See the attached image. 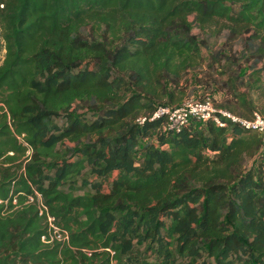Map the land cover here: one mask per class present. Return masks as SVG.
Returning a JSON list of instances; mask_svg holds the SVG:
<instances>
[{"label":"trees","instance_id":"trees-1","mask_svg":"<svg viewBox=\"0 0 264 264\" xmlns=\"http://www.w3.org/2000/svg\"><path fill=\"white\" fill-rule=\"evenodd\" d=\"M205 69L264 116V0H0V264H264L261 136L153 117Z\"/></svg>","mask_w":264,"mask_h":264},{"label":"built area","instance_id":"built-area-1","mask_svg":"<svg viewBox=\"0 0 264 264\" xmlns=\"http://www.w3.org/2000/svg\"><path fill=\"white\" fill-rule=\"evenodd\" d=\"M165 114L167 124L171 129H180L188 124L191 119L208 120L213 119L218 125H225L226 120L239 123L246 130L258 133L262 139V152L264 154V116L254 113L252 117H242L226 109L218 107L214 101L207 97L205 99H190L177 107H160L153 117ZM50 223V236L63 237L59 228L53 223V218L48 217ZM43 239L47 237L44 235Z\"/></svg>","mask_w":264,"mask_h":264},{"label":"rangeland","instance_id":"rangeland-1","mask_svg":"<svg viewBox=\"0 0 264 264\" xmlns=\"http://www.w3.org/2000/svg\"><path fill=\"white\" fill-rule=\"evenodd\" d=\"M232 44L233 47L231 49L230 46ZM219 47L227 49V53H233L234 50L239 48L238 40L235 39L234 41H229L225 36H222L216 43H214L213 50L219 49ZM198 77H201V80H194L187 87L185 95L187 100H197L209 97L218 105L229 102L231 94L229 93L228 96H226V91L217 86V83L214 81V78L217 77V72L205 69V72L198 73ZM246 89H248V87ZM254 95L256 96V93H254Z\"/></svg>","mask_w":264,"mask_h":264}]
</instances>
